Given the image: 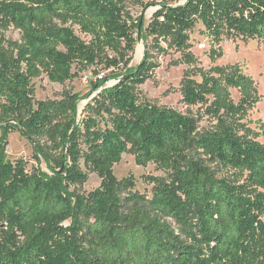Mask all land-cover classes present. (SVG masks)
Wrapping results in <instances>:
<instances>
[{
	"label": "trees",
	"instance_id": "16d2710c",
	"mask_svg": "<svg viewBox=\"0 0 264 264\" xmlns=\"http://www.w3.org/2000/svg\"><path fill=\"white\" fill-rule=\"evenodd\" d=\"M198 24L213 59L225 38L264 45V0L163 6L146 33L186 52ZM12 27L21 40L6 37ZM138 27L123 0H0V264H264V131L245 122L260 102L255 81L238 66L186 74L182 101L203 107L215 121L209 128L194 115L141 104L137 88L151 63L117 73L132 61ZM93 66L120 82L82 113L78 94L35 100V79L65 84ZM16 130L56 155L52 175L8 160ZM126 153L169 173L150 178L151 197L132 177L115 176ZM90 173L100 186L72 192Z\"/></svg>",
	"mask_w": 264,
	"mask_h": 264
},
{
	"label": "rangeland",
	"instance_id": "374dc122",
	"mask_svg": "<svg viewBox=\"0 0 264 264\" xmlns=\"http://www.w3.org/2000/svg\"><path fill=\"white\" fill-rule=\"evenodd\" d=\"M126 11L133 22L142 23L140 35L137 32V45L132 55V61L127 67H121L120 75H127L129 71L139 68L141 64L148 61L151 63V71L145 82L138 86L137 95L139 103H150L162 108H169L183 115H194L201 128H209L215 121L206 116L204 108L198 106H187L182 101V81L189 71L202 70L211 71L214 67H239L251 77L257 86L260 102L250 111L245 122L252 121L250 127L258 132L264 131V45L257 40L250 39H228L225 38L217 49L220 55L213 59L211 57L212 45L210 40L202 34V26L198 24L189 34L190 47L186 52L179 51L170 44L168 38H155L146 33L147 27L153 20L154 14L161 7H173L184 5L187 0H123ZM76 34L83 40L85 36ZM9 40L19 41L21 32L12 27L6 32ZM204 45V47H200ZM142 47L139 55L137 49ZM189 55V56H188ZM76 69L75 71H77ZM116 73L105 70L103 67H89L76 72V77L65 84L52 83L46 76L35 79L32 82L34 98L36 101H61L68 94L80 95L79 112L103 89L113 86L118 82L114 79ZM103 75L106 80L98 79ZM88 77V82L85 78ZM200 81V77H196ZM93 81L92 84L90 81ZM101 83L98 90L96 84ZM232 96L236 102L240 95L237 90L232 89ZM264 142V136L260 137ZM7 158L12 163L22 162L29 173L42 171L52 175L56 169V155L52 153L43 142H35L28 138L22 131L16 130L8 136ZM212 169L214 166H211ZM118 180L132 177L135 181V190L141 194L151 197L153 184L150 178L167 180L169 173L158 165L150 163L147 167L138 166L132 153L123 155L119 164L114 168ZM220 177L231 176L227 171L218 169ZM101 184L100 178L90 173L88 181L83 185L71 188L78 195H88Z\"/></svg>",
	"mask_w": 264,
	"mask_h": 264
},
{
	"label": "built area",
	"instance_id": "2783aa9c",
	"mask_svg": "<svg viewBox=\"0 0 264 264\" xmlns=\"http://www.w3.org/2000/svg\"><path fill=\"white\" fill-rule=\"evenodd\" d=\"M200 47H204V45H200ZM98 79L102 80L103 79V75L98 76ZM85 82H88V77L85 78Z\"/></svg>",
	"mask_w": 264,
	"mask_h": 264
},
{
	"label": "water",
	"instance_id": "95a60500",
	"mask_svg": "<svg viewBox=\"0 0 264 264\" xmlns=\"http://www.w3.org/2000/svg\"><path fill=\"white\" fill-rule=\"evenodd\" d=\"M141 28H142V23H139V27H138V33H139V35H140ZM118 82H120V81H118Z\"/></svg>",
	"mask_w": 264,
	"mask_h": 264
},
{
	"label": "bare ground",
	"instance_id": "6f19581e",
	"mask_svg": "<svg viewBox=\"0 0 264 264\" xmlns=\"http://www.w3.org/2000/svg\"><path fill=\"white\" fill-rule=\"evenodd\" d=\"M142 52V47L140 46L138 49H137V53L140 55Z\"/></svg>",
	"mask_w": 264,
	"mask_h": 264
}]
</instances>
